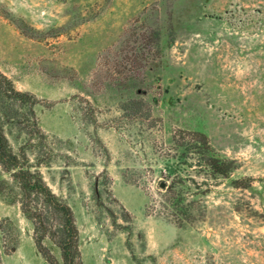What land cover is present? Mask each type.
<instances>
[{
	"label": "rangeland",
	"instance_id": "374dc122",
	"mask_svg": "<svg viewBox=\"0 0 264 264\" xmlns=\"http://www.w3.org/2000/svg\"><path fill=\"white\" fill-rule=\"evenodd\" d=\"M0 71L81 264H264V0H0ZM19 199L0 166V264H48Z\"/></svg>",
	"mask_w": 264,
	"mask_h": 264
},
{
	"label": "trees",
	"instance_id": "16d2710c",
	"mask_svg": "<svg viewBox=\"0 0 264 264\" xmlns=\"http://www.w3.org/2000/svg\"><path fill=\"white\" fill-rule=\"evenodd\" d=\"M34 95L18 90L12 80L0 71V166L17 183L20 191V208L32 222L34 243L38 252L48 264H81L78 231L72 209L52 192L37 169L28 165L24 152L11 150L4 131V121L13 119L18 111L27 106L34 119ZM35 123V122H34ZM192 142L207 143V137L201 132L192 133ZM205 165L214 175L228 177L233 170L232 162L216 157L208 149ZM248 182L233 180L234 187H249ZM10 202H13L10 199ZM48 239L59 250V260L44 244Z\"/></svg>",
	"mask_w": 264,
	"mask_h": 264
},
{
	"label": "water",
	"instance_id": "95a60500",
	"mask_svg": "<svg viewBox=\"0 0 264 264\" xmlns=\"http://www.w3.org/2000/svg\"><path fill=\"white\" fill-rule=\"evenodd\" d=\"M161 186H163V184Z\"/></svg>",
	"mask_w": 264,
	"mask_h": 264
}]
</instances>
